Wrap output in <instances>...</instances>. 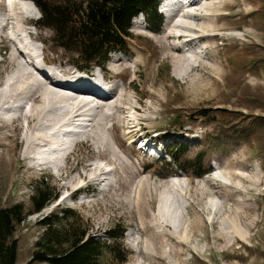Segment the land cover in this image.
<instances>
[{
	"label": "rangeland",
	"instance_id": "374dc122",
	"mask_svg": "<svg viewBox=\"0 0 264 264\" xmlns=\"http://www.w3.org/2000/svg\"><path fill=\"white\" fill-rule=\"evenodd\" d=\"M215 5L219 11L207 15L215 17L213 28L206 17L193 20L188 42L165 40L180 19L178 9L162 13L157 32L133 22L125 51L112 52L102 70L87 67L97 77L107 72L106 83L115 86L118 94L109 107L102 111L106 100H96L77 113L80 125L69 119L53 124L50 115L43 127L24 133L16 111L21 102L13 98L29 84L30 75L23 79L19 71L39 74L33 55L42 51L62 77L86 68L59 45L51 28L37 24L41 14L32 0H0V114L12 120L0 116V207L23 202L30 211L34 185L44 177L60 193L17 225V264L30 260L43 231L39 220L65 207L90 236L108 244L107 231L125 227L120 243L131 253L127 260L119 262L105 249L99 264H264V0H215ZM172 43L183 44L175 55L191 68L173 55L167 58ZM22 104L26 110L33 103ZM67 104V111H77L76 104ZM205 108L213 110L201 116ZM33 134L46 143L52 137L62 143L69 135L73 144L56 164L49 161L52 153L37 149L35 159H25ZM176 143L189 148L183 160L206 151L204 166L211 172L198 177L193 169L175 168L162 176L166 149ZM233 229L245 236H235Z\"/></svg>",
	"mask_w": 264,
	"mask_h": 264
},
{
	"label": "trees",
	"instance_id": "16d2710c",
	"mask_svg": "<svg viewBox=\"0 0 264 264\" xmlns=\"http://www.w3.org/2000/svg\"><path fill=\"white\" fill-rule=\"evenodd\" d=\"M32 1L41 14L37 24L54 31L59 45L77 55L80 68L105 66L112 52L125 51L127 40L131 37L132 19L140 13H144L153 32L159 31L163 23V16L158 10L160 0ZM216 109L228 112L223 108ZM209 110L213 109H201L199 114L208 116ZM188 151V146L181 143L167 148L169 160L165 161L162 176L169 175L175 168L185 172L193 169L198 177L211 172V166H204L206 151H199L194 158L183 160ZM59 197L56 187L44 177L34 185L30 211L23 202L0 207V264L18 262L19 242L14 238L17 225L26 220L27 214L41 212ZM70 217L72 221L68 222ZM76 222H79V217L69 207L57 208L41 218L39 224L43 231L35 241L27 264H99L105 249H109L119 262H125L131 254L120 243L125 235V227L117 224L108 230L107 234L112 240L108 244L95 235L90 236L82 224Z\"/></svg>",
	"mask_w": 264,
	"mask_h": 264
},
{
	"label": "bare ground",
	"instance_id": "6f19581e",
	"mask_svg": "<svg viewBox=\"0 0 264 264\" xmlns=\"http://www.w3.org/2000/svg\"><path fill=\"white\" fill-rule=\"evenodd\" d=\"M201 1H202V3H201ZM167 3L170 5H174L178 9V10L177 9L176 10L179 11L180 15L176 14L175 16H179L180 19H179L178 23L174 24V31L172 28L171 31L166 33L165 40H169L170 38L174 37L175 41L176 40L178 41V39H180V40L184 39L187 42L190 41L191 39H190V36L187 34L188 33L187 30H189L191 32L193 30H195V28L193 27V23H194L193 20L196 21L198 19L206 17L207 19H209L208 22H210L212 24V28H213V24L215 23V17H211V16L207 17V15H212V14L219 11L218 6L215 5V0H167ZM206 10L208 11V13L206 12ZM219 18L220 17H218L217 19H219ZM197 30L200 33L208 31V30H203L201 27H198ZM198 35H200V34H198ZM195 39H197V38H195ZM178 44H180V46H181L182 43H178ZM167 46H169L168 51L166 50L167 51V58H170L171 55H173V58H175V62L183 60V65H186L185 67L187 68V63H188L189 68H191L190 63L187 62L186 58L180 59V57L177 58L175 55L177 53H180V51H182L183 48H181L180 46H178V47L174 46L173 43H172V45L170 44ZM21 54H22L21 55V57H22L23 56L22 51H21ZM24 58H25V56H24ZM44 60H46L45 55H44ZM26 62H28V60H26ZM32 66L34 67V70L38 71V73L41 75V77L38 76L39 74L38 75L36 74L37 75L36 76L34 73L31 75L28 72L23 73V72L19 71L18 74H21V78H23V79H27L25 77L27 75H30V76H28V79H29L28 83L29 84L27 85L26 89H24L22 92L19 91L20 92V93H18L19 96L16 95V96H18V98L20 97L19 99L17 97H16V99L13 98L15 95L12 96L11 94L10 95L12 97L9 96V94L5 96L6 98H9V99L13 98L14 99L13 102H15V100L21 102L20 105L18 104L19 107L16 110V111L20 110V112H21V114L18 117V119L21 120V125H22V126L21 125L19 126L20 129L18 128L20 131L21 130H29L28 127L29 128H32V127L37 128V126L43 127L42 124L45 123L43 120L50 115H52V116L54 115L52 118L53 124H56V123L59 124V122H62L64 120L66 121L68 119H69V122H77V116L80 117V115H81V114L77 115V113H79L83 108L90 106V104H94L92 102V100L89 99L88 96L94 97L95 101L96 100L97 101L106 100V102H102V104L99 105V109H101L102 111L107 109V106H108L107 102L108 101H111L115 96L117 97L118 93L116 95L114 94V89H116V88H114L115 86H113V84H112V86L110 85L109 87L105 86L95 76V74L93 75V74H90L87 72L75 71L76 73L74 72L73 75H70L68 77L55 78V77H53V75L49 71H46L43 67H40L39 64L32 63ZM103 68H105V66H102V69ZM106 73L107 72H104L105 76H107ZM113 73H114V71H113ZM177 75L179 77L182 76L180 73H177ZM8 84H10V83H8ZM2 88L4 89L5 85ZM54 88H56V89H54ZM68 91H71V92H68ZM5 93L7 94V91H5ZM2 95H5L4 92ZM24 99H28L29 102L33 103L31 107L26 106V110H24V105L22 104ZM9 102H10V100H9ZM19 102H17V103H19ZM36 103H40L41 105L44 104V106L43 107L42 106L36 107L35 106ZM67 103L76 104L75 106H77V108H75V109L77 111H72L75 114L71 113L69 110L67 111V109H66L67 105H68ZM113 104L115 106V103H113ZM64 109H66V111ZM110 109H111V107H110ZM88 110H90L89 107H88ZM122 111H124V109ZM106 112H107V110H106ZM84 114H83V116H84ZM3 115H6V114L4 113ZM111 116L115 117L114 114L111 115V113H110V117ZM12 117L15 118V116H12ZM110 117H108V120ZM1 119H2L1 121H3V122L4 121L5 122L12 121L11 118L8 116L7 117L2 116ZM118 120H119V118H118ZM78 125H80L79 122H78ZM22 135L26 138V136L23 133H22ZM32 137H34L35 140L31 141V143H30L31 148L26 152V155L24 156L25 159H29V158L35 159L36 156L34 155L33 152L35 149H37V147H39L41 145L46 146V145L50 144L52 146L59 147L60 144H63L67 148L66 150H68L69 148H71V146L73 144L72 139L69 138V135H67V138L63 139L62 143H60L54 137H52L46 143V141H45L46 138H44V140H43L41 138L42 136L40 134H33ZM44 141H45V143H43ZM36 145H38V146H36ZM55 154L56 155L59 154L58 150H54L52 155L49 154L50 156H55L53 158L50 157L51 159L49 161L56 164V163H59V161L61 160V158H60L61 156H59V155L56 156ZM30 169H32V168H29V170ZM56 170H57V172H61L62 168L60 167V168H57ZM172 186L175 187L174 184ZM178 191L179 190L177 189V191H175V192H178ZM214 196H215V194H214ZM216 208H217V206H216ZM213 210H214L215 214H218V215L221 212V209H213ZM210 216H211V214H210ZM237 233H239L240 236H243V237L245 236V235H242V233L239 231V229L238 230H235V229L232 230V234H235V236L237 235ZM235 236H234V238H235Z\"/></svg>",
	"mask_w": 264,
	"mask_h": 264
}]
</instances>
